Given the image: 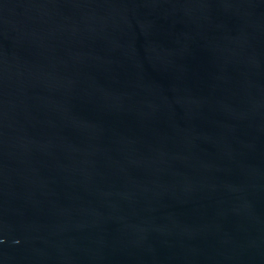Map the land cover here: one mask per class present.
Returning <instances> with one entry per match:
<instances>
[{
	"label": "water",
	"instance_id": "obj_1",
	"mask_svg": "<svg viewBox=\"0 0 264 264\" xmlns=\"http://www.w3.org/2000/svg\"><path fill=\"white\" fill-rule=\"evenodd\" d=\"M0 264H264V0H0Z\"/></svg>",
	"mask_w": 264,
	"mask_h": 264
}]
</instances>
